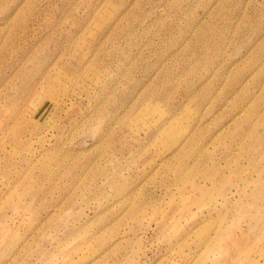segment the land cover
Returning <instances> with one entry per match:
<instances>
[{
  "label": "rangeland",
  "instance_id": "374dc122",
  "mask_svg": "<svg viewBox=\"0 0 264 264\" xmlns=\"http://www.w3.org/2000/svg\"><path fill=\"white\" fill-rule=\"evenodd\" d=\"M0 264H264V0H0Z\"/></svg>",
  "mask_w": 264,
  "mask_h": 264
}]
</instances>
